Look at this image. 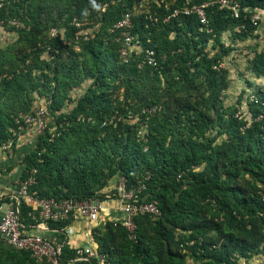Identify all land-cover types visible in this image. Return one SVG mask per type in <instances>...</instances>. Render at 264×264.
<instances>
[{
	"label": "trees",
	"instance_id": "obj_1",
	"mask_svg": "<svg viewBox=\"0 0 264 264\" xmlns=\"http://www.w3.org/2000/svg\"><path fill=\"white\" fill-rule=\"evenodd\" d=\"M112 1L79 0L75 3L76 13L82 20L83 15L91 14L87 9H94V4L101 6ZM239 1L242 5L237 19L227 9H208L210 33L201 31L195 16H172L182 0L153 3L147 13L135 15L131 34L138 36L144 49H153L159 60L158 67L140 69V56L129 63L119 60L120 43L116 41L119 33L110 32L134 8L136 0H127L124 7L119 6L114 12L108 10L102 17L107 23L106 36L115 40L109 43V53L100 49L103 42L97 39L101 34L88 41L81 38L78 44L86 58L75 65L81 70L78 67L68 73L64 71L66 77L62 78L59 67H55L54 79L64 91L81 87L87 79L92 83L76 101L68 98V108L67 93L52 95L46 106L48 114L55 115L53 124L36 135L38 141L24 157L26 166L20 178L25 180L36 170L29 194L46 199H104V189L119 177L127 180L128 188L144 184L142 198L157 203L162 214L136 217L135 240L127 237L124 226L110 221L103 228L92 230L95 247L108 254L112 264H186L188 260L194 264H236L240 259L264 254V92L252 101L251 124L237 118L225 120L221 114L212 116L197 101L176 95L182 88L177 87L181 75L176 80L166 75L181 61L184 89H196L198 72L206 76L204 81L210 87L217 83L222 88L227 86L226 77L220 75L225 71L213 69L219 64L217 59L205 56L202 62L193 65L197 71L191 73L190 59L186 56L189 44L199 47L201 53L208 37L215 36L216 42L223 46L220 41L223 32L245 24L246 30L239 34L245 38L256 28L250 21L253 12L244 8L264 10V0ZM35 2L43 0H7L0 18L26 16L24 22L29 29L23 32L27 31L30 37L36 26L33 22L38 20L42 9L41 4L32 8ZM71 30L72 37L79 31L75 26ZM184 38L188 43L184 42V51L180 53ZM29 41L39 47L35 51L37 60L54 47L58 53L51 57L63 58L65 47L58 43L63 42L61 36L42 41L33 37ZM164 55L167 58L163 60ZM29 57L25 55L23 62ZM251 63L254 75L264 77V53L255 54ZM41 64L51 68L50 63L41 60L36 65ZM163 77L166 93L161 90ZM140 80L144 85H135ZM8 82L15 91H22L15 78ZM124 85L129 88L123 100H119L118 91ZM39 86V83L32 85L34 89ZM214 94L208 100L213 107L218 101V95ZM159 98H164V106ZM154 106L161 110L155 114L143 112V108ZM16 127L12 115L0 110V145L12 137L8 129ZM144 129L147 142L138 137V132ZM214 130L217 133L211 136ZM224 134L226 137L218 142ZM8 201L9 197L0 199V206ZM20 208L23 219L30 222L28 212L32 207L21 199ZM69 224L70 221L49 222V227L58 231L57 241L63 244L62 264L75 257V248L69 245L65 232ZM18 252L20 259L12 264H26L27 260L38 263L28 253Z\"/></svg>",
	"mask_w": 264,
	"mask_h": 264
},
{
	"label": "rangeland",
	"instance_id": "obj_2",
	"mask_svg": "<svg viewBox=\"0 0 264 264\" xmlns=\"http://www.w3.org/2000/svg\"><path fill=\"white\" fill-rule=\"evenodd\" d=\"M76 1L79 0H43L42 3H33L32 8L36 9L38 5L41 4L42 9L40 10L41 13L38 20H34L33 22L36 26L30 37H28L29 33H27V31L23 32V29H14L9 26L4 28L0 27V110H7L14 118L15 124H17L16 128L8 129L9 132L12 133L10 139H14L15 145L13 144L11 149H4V144L8 143L10 139L0 145V177L8 178L9 180L12 179L13 183L18 185V188L22 181L20 176L26 166L24 157L34 149L39 137L30 134L27 129H25L23 117L33 112L37 106L49 105L53 94H60V92L64 91L61 85L54 79L56 74L55 71H57L55 67H59L58 72L62 78L66 77L62 74L64 71L68 73V71H72L70 69H77L79 67L75 65H80L83 59L86 58V55L81 54L82 50L80 44H78L81 38L88 41L97 38V35L101 34L97 39L103 42L101 43L100 49H102L104 53H109V50H111L109 43L115 40L110 36H106L105 29L107 23L105 18L103 19L102 17L108 10L114 12L119 6L124 7L127 4V0H113L112 3L103 4L101 6L98 3L94 9H87L91 14L87 13L83 15L84 17L80 20V14L76 13ZM169 2L170 0H136L133 7L135 8L136 15H141L147 13L153 3L167 4ZM244 10L257 13L260 17L258 25L247 37L240 38L239 34L242 33V31L234 29V31L222 33L220 41L223 46H220L216 42L215 36H211L205 39V47L201 53L198 51L199 47L195 48L193 44H189L190 47L189 50H187L188 53L186 57L190 59L188 64L191 66V68H189L191 73L197 71V68L193 65L202 62L205 56L207 59H217L219 64L214 66L213 69H221V72L225 71V73H220V75L223 74L226 77L227 86L225 88L220 87L218 83L215 84L214 87H210L204 81L206 76L198 72L197 74L199 76L196 79V84L194 83L196 89H184L182 83L183 79L181 78L183 69L181 61H177V65L174 69L166 75H170V77H174V79L181 75L177 87L182 88L175 92V94L182 95L187 100L197 101L201 104L203 109H207L215 118L218 114H221L225 120L237 118L239 120H247L249 124H251L252 98L256 100V98H258V93L264 92V77H256L251 70V61L255 54L264 53V10L259 8L253 10L250 7H246ZM71 26H75L79 29V31L74 34V38L72 37L73 31L71 30ZM54 28L57 29L63 41L62 43L58 42L59 45L62 44L65 47L63 58L54 60V58L51 57L58 53L57 47H54L51 50L52 54L49 51L43 52L41 58L37 60L35 51L39 47L35 48L32 46L29 39L36 37L42 41L43 38H55L50 36V31ZM27 29H29V27H27ZM174 38V34H172L171 39L173 40ZM182 41L180 53L184 51L185 47L182 46L184 42L188 43L186 42V38ZM70 49L74 51V54ZM25 55H29L30 57L26 62H23ZM165 58H167L166 55H164L163 60ZM191 59H193V61ZM40 60L50 63L51 68L48 69L44 67V64H41L42 66H37L36 64H39ZM80 70L79 67L78 71ZM30 71L31 73H28ZM45 75H47L48 79H46ZM12 78H15V80L19 82L22 89L21 92L15 91V89L9 85L8 81ZM164 78L165 77L162 78L161 90L166 93L167 86L166 83H164ZM142 80H140L139 83H135V85H144V82H141ZM35 83H39V89H34V86L32 87ZM91 83L92 81L87 79L83 81L81 87L64 91L63 94L67 93L65 107L68 108V98L72 101H76ZM128 88L124 85L119 89V100H123V94ZM212 93L218 95V101L215 107L208 101ZM158 101L164 106V98H159ZM149 108L151 107H145L143 110ZM51 113L49 112V127L52 126L53 118L55 117L54 113ZM130 115L133 116V113L131 112ZM216 133L217 130H214L211 136H215ZM224 137H226L225 134L221 135L217 141L219 142L221 139H224ZM92 151L93 149L90 148L88 154L91 155ZM115 186L116 181L112 180L109 182L108 187L105 188L104 191L102 190L104 199L107 195L111 197L114 196ZM262 189L264 191V185H262ZM88 228V221L85 219L73 222L65 230L69 237V242L73 244L81 242L82 245L87 243L91 244L93 238L88 235ZM20 256L18 251L3 241H0V264H12V262L20 259ZM79 263L83 262L80 261L76 264ZM26 264L38 263L27 260ZM186 264L194 263L188 260ZM236 264H264V254L254 256L250 259H240Z\"/></svg>",
	"mask_w": 264,
	"mask_h": 264
},
{
	"label": "built area",
	"instance_id": "obj_3",
	"mask_svg": "<svg viewBox=\"0 0 264 264\" xmlns=\"http://www.w3.org/2000/svg\"><path fill=\"white\" fill-rule=\"evenodd\" d=\"M19 1V0H15ZM183 3L179 8L173 11L172 16L178 15L195 16L201 24V31L210 33V21L207 11L211 7L219 9H227L235 19L240 17L241 3L239 0H182ZM200 1V2H199ZM7 0H0V12L5 7ZM247 11V10H246ZM136 15L135 8L125 13L120 21L111 29V33H119L116 41L120 43L118 49V58L122 63H129L136 56H140L138 67L140 69L145 66L158 67L159 60L153 49H144L140 43L138 36L131 34L133 29V17ZM148 18V17H147ZM21 16L0 18V27L6 26L14 29H25L26 24ZM149 19L157 21L156 18L149 16ZM260 17L257 13L250 16V21L254 26L259 23ZM237 30H246V25L242 24ZM51 37L60 36L56 28L51 29ZM254 98H252V101ZM158 106L144 109L143 112L155 114L160 111ZM49 114L46 105L37 106L33 112L23 117L25 129L30 134L39 135L44 132L48 125ZM138 137L143 142H147L146 131L138 132ZM14 139L4 144V149H11ZM147 149V148H145ZM36 170L30 172V176L22 180L19 188L9 197L6 202V209L0 218V241H3L16 251H23L30 255V258L38 263L45 264H62L61 255L63 244L55 239L43 235V232L56 231L49 227V222H67L70 224L76 219H85L89 223V231L91 232L93 224L101 221L106 224L108 221L114 225L121 224L127 232L130 240L136 239V217L143 215H151L159 217L162 213L155 202H147L142 198V192L145 185L140 183L137 187L128 188L127 180L124 177L117 178L113 197L107 195L105 199L100 197H91L85 199L78 198H39L29 194V187L35 182L34 174ZM21 199H23L32 210L28 212L30 222H26L21 213ZM1 209V207H0ZM116 212L123 215L122 218H112L110 212ZM69 224V225H70ZM68 225V226H69ZM67 226V227H68ZM66 227V228H67ZM65 228V229H66ZM75 257L68 264H76L78 262H92L96 264H112L108 254L101 251L95 246H76Z\"/></svg>",
	"mask_w": 264,
	"mask_h": 264
},
{
	"label": "crops",
	"instance_id": "obj_4",
	"mask_svg": "<svg viewBox=\"0 0 264 264\" xmlns=\"http://www.w3.org/2000/svg\"><path fill=\"white\" fill-rule=\"evenodd\" d=\"M17 189H18V185H16L15 183H13L12 179L9 180L8 178L0 177V199L6 198V197H10L13 193H15V191H17ZM5 204L6 203H3L0 206L1 207V209H0V218H1L2 212H4V210H5V206H6ZM110 214H111V217L112 218H122L123 217V215H121L120 213H116L114 211L113 212H110ZM76 221H79V219H76L73 222H76ZM88 225H89V223H88ZM104 225H105L104 222L101 221L99 223L93 224L92 226L99 227V228H103ZM42 234L45 235V236H47V237H49L50 239H55V240L58 239L57 238V232L56 231H47V232H43ZM88 235H90L92 237V231L90 232L89 231V228H88ZM67 240H68L69 245H71L72 247H76V246H88V245L95 246L93 240H92L91 244L90 243H87V244H84V245H82L81 242H77L75 244L70 243L68 236H67ZM79 264H83V263H79Z\"/></svg>",
	"mask_w": 264,
	"mask_h": 264
},
{
	"label": "clouds",
	"instance_id": "obj_5",
	"mask_svg": "<svg viewBox=\"0 0 264 264\" xmlns=\"http://www.w3.org/2000/svg\"><path fill=\"white\" fill-rule=\"evenodd\" d=\"M93 6H94V7H96V5H95V4H94Z\"/></svg>",
	"mask_w": 264,
	"mask_h": 264
}]
</instances>
